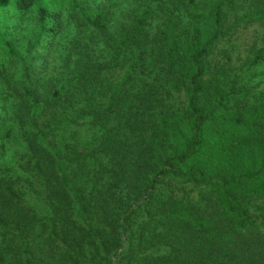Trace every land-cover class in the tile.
Returning a JSON list of instances; mask_svg holds the SVG:
<instances>
[{"label": "trees", "instance_id": "16d2710c", "mask_svg": "<svg viewBox=\"0 0 264 264\" xmlns=\"http://www.w3.org/2000/svg\"><path fill=\"white\" fill-rule=\"evenodd\" d=\"M15 1L0 264H264V0Z\"/></svg>", "mask_w": 264, "mask_h": 264}, {"label": "rangeland", "instance_id": "374dc122", "mask_svg": "<svg viewBox=\"0 0 264 264\" xmlns=\"http://www.w3.org/2000/svg\"><path fill=\"white\" fill-rule=\"evenodd\" d=\"M95 1H99V0H95ZM112 2H113V7L115 9L114 11L115 17L113 19V22H116L119 21L120 18H122V14L125 10H127V8H125L124 5L125 0H112ZM129 5H131V3ZM24 13L25 11L18 9L15 0H0V21L3 19V15H7V19L9 18L8 15L9 16L15 15L14 18L15 21L19 17H21ZM254 26L252 25L248 26L244 30V32L240 33L241 34L240 37L241 38L251 37V35H253L257 31V29L256 31H254ZM8 114L10 113H7L6 111L0 113V122H2L3 120L1 117ZM3 138L0 137V163H6V162L13 163L15 160V156L13 154L15 153L16 148H18V144L15 141L11 140V138H5V137Z\"/></svg>", "mask_w": 264, "mask_h": 264}]
</instances>
